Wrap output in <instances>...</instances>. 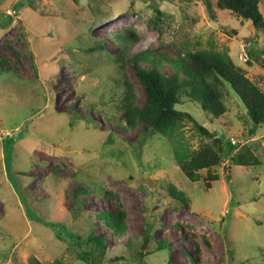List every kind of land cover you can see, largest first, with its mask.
Instances as JSON below:
<instances>
[{"label": "rangeland", "instance_id": "obj_1", "mask_svg": "<svg viewBox=\"0 0 264 264\" xmlns=\"http://www.w3.org/2000/svg\"><path fill=\"white\" fill-rule=\"evenodd\" d=\"M156 7L166 13L160 29L146 24ZM259 8L264 15V0ZM130 29L129 58L142 50L171 57L187 47L227 51L264 87L262 37L216 0H0V62L16 69L0 70V264H26L30 256L86 264L60 238L71 226L75 174L118 195L89 192L77 205L83 214L76 230L85 235L92 227L105 237L101 264H264V127L248 135L246 109L233 92L228 113L213 122L198 104L177 105L232 143L250 144L262 162L235 166L226 155L211 169L218 179L207 180L209 188L205 169L203 181L191 183L169 158L155 159L152 147L140 146L141 125L107 122L110 101L94 110L86 104L114 87L108 53L121 50L115 34ZM163 70L172 74L167 65ZM125 72L142 105L145 89L130 62ZM201 140L187 123L184 143L196 149ZM170 184L186 194L188 206L169 194ZM119 204L126 211L122 234L98 217ZM156 241L166 248L157 250Z\"/></svg>", "mask_w": 264, "mask_h": 264}, {"label": "trees", "instance_id": "obj_2", "mask_svg": "<svg viewBox=\"0 0 264 264\" xmlns=\"http://www.w3.org/2000/svg\"><path fill=\"white\" fill-rule=\"evenodd\" d=\"M259 2L260 0H216V6L220 10H229L240 22L250 20L264 42V15L260 11ZM165 15L164 11L156 7L154 15L146 19V24L149 27L160 29L159 21H162ZM232 31L236 33L235 30ZM115 37L119 41L121 50L115 55L108 53L115 66V76L111 79L114 87H105L104 92L99 96V101L87 102L91 110L110 101L112 106L104 112L107 122L114 128L119 124H125L124 128L129 129L141 125L142 129L137 140L140 146L147 144L148 147H152L156 155L155 159L162 155L169 158L170 163L178 166L191 183L203 181L199 171L205 169L207 177L203 181L204 188L211 186L210 180L218 179L217 175L212 174L211 169L218 166L226 155L230 157L231 164L235 166L255 167L262 164L250 144L232 143L224 132L218 134L210 130L192 113L177 108V105L184 101L193 102L198 104L205 114L212 118L210 122H213V119L217 120L228 113L226 96L229 92H233L246 109L250 121L248 135L252 136L258 128L264 127V87H260L253 81L246 74L245 68L235 63L227 51L196 50L187 47L183 52H178L177 55L171 57L151 50H142L129 58L127 57V44L134 39L135 31L130 29L127 34L117 33ZM97 41L105 50L102 42ZM126 62L131 63L138 81L145 89V101L142 105L135 103L136 94L125 72ZM147 62L149 66L144 67L143 64ZM164 65L168 66L172 74L164 72ZM2 68L16 72V69L9 67L6 60L0 62V70ZM187 123L192 124L202 138L196 149H190L184 143V127ZM221 125L226 126L225 123ZM143 163L141 157L137 155V164L141 168L139 172L144 171ZM148 167L152 166L149 164ZM74 177L75 183L72 188L74 205L69 213L72 220L69 223L71 226L69 232L60 238L67 239L70 244L68 249L86 264H101L107 250L105 237L94 234L92 227H88L85 235L76 230L75 218L83 214V210L77 205H80V196L89 192L116 199L118 195L92 180L84 181L86 184L79 182L78 174ZM168 190L174 199L188 206V198L183 191L177 190L171 184ZM98 217L116 234H122L127 229L126 211L120 204L115 209L99 211ZM150 225L149 221L148 231L145 234L148 238ZM156 242L157 250L167 246L163 241ZM139 254L140 256L145 254L141 247ZM26 264L68 263L62 258L42 262L35 256H30Z\"/></svg>", "mask_w": 264, "mask_h": 264}, {"label": "water", "instance_id": "obj_3", "mask_svg": "<svg viewBox=\"0 0 264 264\" xmlns=\"http://www.w3.org/2000/svg\"><path fill=\"white\" fill-rule=\"evenodd\" d=\"M142 248H144V246Z\"/></svg>", "mask_w": 264, "mask_h": 264}]
</instances>
